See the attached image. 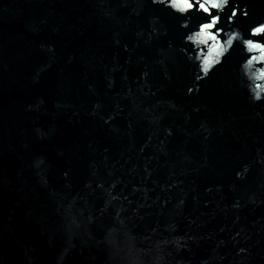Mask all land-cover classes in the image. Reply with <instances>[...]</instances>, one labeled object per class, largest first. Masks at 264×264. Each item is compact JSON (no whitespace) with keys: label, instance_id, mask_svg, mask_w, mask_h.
Here are the masks:
<instances>
[{"label":"water","instance_id":"95a60500","mask_svg":"<svg viewBox=\"0 0 264 264\" xmlns=\"http://www.w3.org/2000/svg\"><path fill=\"white\" fill-rule=\"evenodd\" d=\"M0 264H264V0H0Z\"/></svg>","mask_w":264,"mask_h":264}]
</instances>
